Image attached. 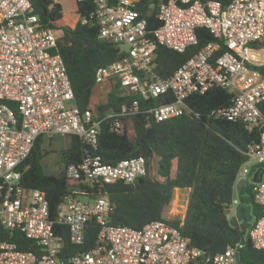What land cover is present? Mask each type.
<instances>
[{
    "label": "built area",
    "instance_id": "built-area-1",
    "mask_svg": "<svg viewBox=\"0 0 264 264\" xmlns=\"http://www.w3.org/2000/svg\"><path fill=\"white\" fill-rule=\"evenodd\" d=\"M92 3L90 16L98 26V38L122 52L120 59L96 70L95 83L113 79L118 96L161 98L163 102L147 104L141 112L146 126L182 115L198 117L185 100L218 88L231 95L230 104L212 110L208 117L258 132V142L244 152L247 162L239 168L236 182L244 179L252 184L261 216L253 221L247 238L254 249L264 251V112L260 109L264 0H230L226 6L213 0H161L155 11L160 25L153 31L138 10L141 0ZM199 27L214 40L172 74L160 77L155 71L157 49L185 52L197 45ZM58 41L57 33L39 21L30 0H0V264H238L242 244L210 255L191 246L179 228L167 222L179 217L183 225L189 189H174L166 221H152L141 229L110 224L114 205L106 188L146 177L149 168L140 156L114 165L102 163L95 154L99 126L112 119L110 131L132 133L139 101L123 104L103 118L94 109H79ZM55 135L77 137L83 158L64 166L61 173L70 193L51 218L45 194L22 184L20 167L39 137ZM253 166L257 168L252 170ZM255 173L259 181L251 183ZM237 203L233 200L228 210ZM90 221L98 229L93 246L71 253L60 232L67 234L70 247L83 246ZM1 229L20 233L32 250H19Z\"/></svg>",
    "mask_w": 264,
    "mask_h": 264
},
{
    "label": "trees",
    "instance_id": "trees-1",
    "mask_svg": "<svg viewBox=\"0 0 264 264\" xmlns=\"http://www.w3.org/2000/svg\"><path fill=\"white\" fill-rule=\"evenodd\" d=\"M39 21L53 29L58 35V49L64 62L74 94V103L81 109H89L95 72L120 59L122 52L114 45L98 38V26L90 16L94 10L92 0L77 2L75 14L79 17L73 28L63 26L64 16L60 3L56 0H30ZM161 0H141L138 10L147 20L148 30L157 29L160 22L155 17L156 6ZM226 6L230 0H213ZM85 20L84 23L81 20ZM197 45L183 53L173 52L164 47L156 51L155 71L160 77L172 74L187 59L196 54L214 38L202 27L195 30ZM221 50L220 53H222ZM231 95L213 88L204 95H190L185 103L198 117L182 115L146 126L145 115L141 114L146 105L163 102L161 98L144 101L138 96L121 97L116 89L108 95L105 104L95 109L99 117L117 111L123 104L139 101V113L133 118V139L125 131L117 134L110 131L112 119L99 126L98 147L95 152L104 164L114 165L120 160L143 157L149 167L157 158L158 180L149 176L133 183L117 182L109 185L107 193L114 208L110 215L113 226H127L141 229L152 221H166L165 215L172 199L174 189H189L188 204L183 225L175 217L167 222L177 228L189 239L190 245L207 254H218L227 246L242 244L239 250L241 264H264V251L253 248L247 232L261 210L255 204L251 193L252 184L246 183L236 193L237 172L247 162L244 152L247 146L258 142L259 134L249 132L238 122L212 119L208 114L217 108L230 104ZM264 112V102L260 104ZM44 139L39 137L20 167L22 184L45 194L50 217L54 218L62 198L70 193L62 173L55 176L45 172L42 159L49 151L42 148ZM83 158V144L77 137H71L68 148L61 151L60 164L78 163ZM255 166L251 167L255 170ZM235 194L245 206L250 207L251 222L245 230L230 225L227 210L231 207ZM57 229V226H55ZM9 234L10 243L19 250H32L30 241L17 231L1 229ZM98 232L94 221H90L85 232L83 246H71L67 234L60 232L69 251L89 250Z\"/></svg>",
    "mask_w": 264,
    "mask_h": 264
},
{
    "label": "rangeland",
    "instance_id": "rangeland-1",
    "mask_svg": "<svg viewBox=\"0 0 264 264\" xmlns=\"http://www.w3.org/2000/svg\"><path fill=\"white\" fill-rule=\"evenodd\" d=\"M56 2L60 3L62 6L64 16L63 26L73 28L78 21V16L75 14V0H56ZM113 84L114 80L108 79L94 86L90 102L91 109L95 110L97 106L106 103L108 95L114 90ZM129 135L130 139H133V135L130 133ZM69 140L70 136L55 135L52 138H46L43 141L42 148L49 151V153L43 157L41 162L46 173L57 176L63 171L64 165L60 164V154L62 150L69 147ZM249 166L250 164L248 163L247 167ZM157 167V158H153L148 167V176L153 180L159 179ZM235 199L238 201V196L236 194ZM173 211H175V209H173ZM227 216L231 220L233 216H235V210H227Z\"/></svg>",
    "mask_w": 264,
    "mask_h": 264
},
{
    "label": "water",
    "instance_id": "water-1",
    "mask_svg": "<svg viewBox=\"0 0 264 264\" xmlns=\"http://www.w3.org/2000/svg\"><path fill=\"white\" fill-rule=\"evenodd\" d=\"M259 181V176L257 173H255L251 179V183H256ZM246 184V181L244 179L239 180L236 183V193H239V190L241 187H243ZM235 210V216L230 220V225L233 227H237L239 229L245 230V224L251 222L252 217L250 214V207L245 206L241 201L238 200L237 205L234 208ZM213 255V254H210ZM238 264H241L240 261H238Z\"/></svg>",
    "mask_w": 264,
    "mask_h": 264
},
{
    "label": "crops",
    "instance_id": "crops-1",
    "mask_svg": "<svg viewBox=\"0 0 264 264\" xmlns=\"http://www.w3.org/2000/svg\"><path fill=\"white\" fill-rule=\"evenodd\" d=\"M70 142H71V138H70V140H69V144H70ZM237 183V182H236ZM235 200H237V199H235ZM239 200V199H238Z\"/></svg>",
    "mask_w": 264,
    "mask_h": 264
}]
</instances>
